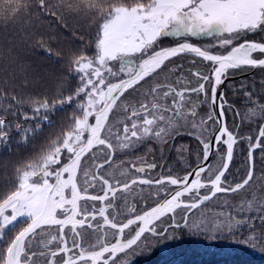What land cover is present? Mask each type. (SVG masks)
<instances>
[{"label":"snow or ice","instance_id":"6c2138e0","mask_svg":"<svg viewBox=\"0 0 264 264\" xmlns=\"http://www.w3.org/2000/svg\"><path fill=\"white\" fill-rule=\"evenodd\" d=\"M65 14H84L100 21L95 54L93 57L81 54L73 58L72 64L80 83L72 95L51 103L46 98L41 102L18 100L15 95L12 96L16 104L32 105L33 115L23 113V121L35 120L43 113V122L50 125L49 112L74 100L77 101V112L73 113V122L51 139L37 158L16 169L15 182L9 190L0 191V244L6 245L0 248V264H34L37 258L44 259L45 264H56L58 256H62L61 264H116L118 254L126 255L142 238L143 241H147L149 236L163 238L169 229L179 228L181 223L185 228L207 227L204 220L199 223L193 221L190 225L187 213L212 200L218 193L245 190L253 181V153L257 149L264 153V124L259 127L253 141L251 136H239L229 130L222 119L218 120L211 112L206 118L197 120L198 107L204 101L198 103L192 100L193 94L198 98L204 97L213 110L219 108V117L223 118L224 104H217V87L229 71L264 70V42L248 39L249 34L264 39V0H0V20H15L23 15L26 18L53 17L62 21ZM176 37L219 39L217 44L205 47L187 41L175 46H162L164 40ZM214 47L224 51L213 52L211 49ZM181 54L199 58L201 64L210 67L207 75L200 70L191 73L196 78L195 86L192 80H182L179 76L173 82H166L169 79L167 76L161 79L163 73L173 71L169 65L174 57ZM181 83L182 87L176 86ZM206 84L211 85L210 98ZM245 95L252 101L250 93ZM2 99L3 94H0ZM253 103L254 107L248 109L245 118L264 120V104ZM13 108L10 103L3 108V112L15 117L17 112ZM115 109L123 115L110 121V114ZM237 115H240L239 112ZM188 117H192L191 127L198 130L201 137L211 126L209 121L212 125L221 124L214 129V140L217 151L221 145L225 148L223 164L215 172L208 170L207 179H202L206 165L193 170L195 178L190 183L189 177L193 172L182 178H133L124 183L119 180L113 183L100 174L117 149L132 151L148 142L167 144L169 139L180 134L177 129L181 121L184 125L189 123ZM90 118H94V122H90ZM248 122L251 123V119ZM15 130L18 135L23 133L20 142L26 145L41 131V126L39 121L34 126L17 123ZM11 131L12 124L0 116V144H8ZM244 141H247L248 147L247 175L239 182L229 184L226 173L233 159L234 146ZM200 143L203 160L208 161L213 148L212 137L207 141L200 139ZM100 155L105 157L103 162H98ZM89 161L90 166L86 167ZM147 167L153 169L156 165L149 164ZM132 168L138 173L145 172L143 166L133 164ZM97 181L103 194H89V189L95 188ZM137 184H167L177 186V190L170 198L165 193L166 198L150 210L118 223L116 216H110L109 212L117 209L120 194L130 193ZM201 189H208V194L200 196ZM192 194L196 195V199H182ZM123 198L126 202V196ZM87 201L103 202V206L89 211ZM81 202H84L83 207ZM178 209L186 213L181 221L176 219ZM255 211L258 216H245L242 220L229 213L228 221L237 226L249 224L251 227L250 221L259 219L264 224V200ZM128 212L135 213L136 208L131 206ZM120 214L117 212V215ZM97 216L102 218L103 224L94 226L91 221ZM165 217L168 223L162 228ZM85 226L112 230L111 240L105 231L98 237L97 243L84 247L79 230ZM212 226L226 225L221 220L219 225L213 223ZM53 227L57 230L56 234L50 231ZM66 229L73 236L71 246ZM126 229L131 231L124 239ZM8 233L14 235L9 237ZM37 237L47 251L32 250ZM54 244L57 247L53 248ZM128 264L131 262L128 261Z\"/></svg>","mask_w":264,"mask_h":264},{"label":"trees","instance_id":"16d2710c","mask_svg":"<svg viewBox=\"0 0 264 264\" xmlns=\"http://www.w3.org/2000/svg\"><path fill=\"white\" fill-rule=\"evenodd\" d=\"M99 23V20L94 21L91 16L84 14H65L62 21H57L53 17L26 18L23 15L15 20H0V94H3V99L0 100V116L12 124L8 144L6 146L0 144V191L9 190L15 182L12 175L16 170L13 168L19 164H26L38 152V150L26 148L29 147L27 145L35 144V137L26 146L17 145L23 133L18 135L15 125L21 123L34 126L39 121L42 135L43 133L44 135L42 141L39 139L37 144L46 146L51 139H55L62 130L67 128L63 127L66 125L63 121L66 119L65 116L70 113L73 116V113L77 112L75 107L77 101L74 100L71 104H65L54 112H49L50 125L43 122V113H40L35 120L23 121V113L33 115L32 105L16 104L12 96L15 95L18 100L31 99L41 102L46 98L51 103L72 95L80 83L72 60L81 54L88 57L94 56ZM10 103L14 105L13 110L17 112L15 117L5 115L3 112V108ZM21 148L25 149L23 150L25 155L18 154ZM219 166L217 162L215 170ZM248 167V150L236 149L232 165L226 174L228 183L233 184L242 180L247 175ZM241 191L245 194L234 207L225 204L210 206L215 200L213 199L190 214L188 218L190 225L193 221L197 223L201 220L206 221L208 226L204 230L194 226L172 229L171 235H174V238L170 244H173V247L162 264L174 262L177 264H264L263 257L247 255L244 250V244L251 241V246L254 248L260 246V251L264 254V224L259 219L250 221L251 227L249 224L237 226L234 222L228 221L229 213L241 220L245 216L259 215L255 209L264 200V153L261 150L255 154L253 181ZM249 204H252L251 209ZM221 213H223L222 217ZM221 220L226 226H212L213 223L219 225ZM229 228L232 230L229 231ZM12 235L14 234L8 233L9 237ZM5 246L0 244V248ZM160 262L157 259L154 264H160Z\"/></svg>","mask_w":264,"mask_h":264},{"label":"flooded vegetation","instance_id":"af4514ba","mask_svg":"<svg viewBox=\"0 0 264 264\" xmlns=\"http://www.w3.org/2000/svg\"><path fill=\"white\" fill-rule=\"evenodd\" d=\"M215 39H219L217 37H209L207 40L203 38H194L190 39H182L176 42L175 40L172 45L177 44L179 42H191L197 46L205 47L209 45L217 44ZM249 40L264 42V39L258 38L255 34H249ZM215 40V41H214ZM171 41H165L166 43L164 47L171 46L169 43ZM242 42L238 41L237 43ZM213 52H223V49H219L218 47H214L211 49ZM193 60L196 62L193 63ZM172 72L166 71L162 74L161 79L163 80L165 76L169 79L166 82H173L177 79V77H181L182 80L190 79L193 81V86H195V77L191 76V73L195 70H200L204 74L210 73V67H206L201 64L199 58H194L193 56H179L175 59H172L171 64L169 65ZM223 96L221 97V103L224 104V112H225V124L229 128V130L234 133H238L239 136H251L253 141H255L256 136L258 135V130L261 124H264V120L258 119L255 117H246V113L249 108L254 107L255 101H258L260 104H264V70L261 69H247L244 71L241 70H230L227 77L223 80ZM177 87H182V83L176 85ZM206 88L209 90L208 96L210 98V84H206ZM245 93H250L252 97V101L248 100V97ZM193 102L204 101L200 103L198 107V116L197 120L201 117L206 118L207 114L210 112L218 119L217 108L213 110V107L210 103H208L204 97H197L196 94L192 95ZM187 108V105H186ZM239 112L240 115H237ZM122 116L123 113L119 111V109H115L111 114L109 120H115L116 116ZM248 119H251V123L248 122ZM189 123L187 125L183 124L181 121V126L177 129L179 131V135H176L174 139H169V142L164 145H159L155 142H148L146 144L141 145L140 147L135 148L132 151H121L117 149L115 154L112 157V160L109 164H106L104 169L100 171L101 175H105L106 178H110L111 182L115 183L116 180H119L121 183L129 182L133 178H145L156 180L161 177L172 176L175 178H182L189 172H192L198 166L201 165L203 161V151L202 144L200 143V139L208 140L209 137H213L214 129H218L219 123L212 125V122L209 121V125L207 133L201 137V134L198 130L193 129L191 127L192 117H188ZM94 121V118L91 119V122ZM87 135V134H85ZM200 137V139H198ZM115 143V141H113ZM235 151L238 148H244L248 150L247 141L242 143H238L234 146ZM183 149H187V151H183ZM260 149H257L254 152V165H255V154ZM96 151V150H94ZM105 151H108L105 149ZM225 154L224 146H220L219 150L214 151L211 157V163L208 170L212 172L217 171L223 164V157ZM91 155V154H89ZM235 157V153H234ZM233 157V159H234ZM87 159V158H86ZM105 157L100 155L98 162H103ZM220 164V166L215 170L216 165ZM233 162V161H232ZM249 162V160H248ZM90 161L87 166H90ZM135 164L137 167L143 166L145 168V172L138 173L132 168V165ZM155 164L156 167L153 169H148L147 165ZM232 165V164H231ZM230 169V168H229ZM203 175L202 179H207L209 175V171ZM95 171V169H93ZM227 174V173H226ZM81 179V183H82ZM177 190V186L172 185H134L131 192L128 194H120L121 199L117 201V209L110 210V216H116V220L118 223L126 222L127 218H131L134 215L142 214L144 211L150 210L157 203L163 201L166 198L165 193L168 194L167 198H170V195ZM89 194L91 195H102L103 193L100 190L99 182L97 181V186L95 188L89 189ZM208 194V189H201L199 195L203 196ZM126 196V202L123 197ZM185 201H192L196 199V195H186L182 198ZM81 206H84V202H81ZM103 206V202L99 201H87V208L91 211L92 208H99ZM134 206L136 208L135 213H129L128 208ZM117 212L122 213L117 215ZM194 212V211H193ZM191 214V213H190ZM188 215V218L190 216ZM186 213L183 209L177 210L176 219L177 221H181L182 217H185ZM165 225L161 226L166 227L168 223V218L165 217ZM93 225H102L103 220L99 216H97L96 220L91 221ZM174 229H180L183 226ZM135 228L136 226H132ZM172 229L168 230V233L163 238H153L151 236L148 237L147 241H157L160 242L163 239H166L169 232ZM52 234H56V228L53 227L51 230ZM67 238L69 240V245L71 246V242L73 236L71 232L66 229ZM82 237V243L84 247H88L89 245L97 243L98 237L102 236L105 231L109 233L108 239L111 240V231L110 229H89L85 226V228L79 230ZM131 230H125L124 239H127L130 235ZM148 235V234H146ZM77 240H80V237H76ZM40 237H37L33 241L32 250L33 251H47L39 244ZM147 241L138 242L137 246H134L132 250H128L127 254H118L116 258V264H128V261H133L136 258L137 250H140L141 244H146ZM150 241V242H151ZM143 246V248H144ZM53 248L57 247V245H52ZM62 256L56 257V264H61ZM34 264H45L44 259L37 258Z\"/></svg>","mask_w":264,"mask_h":264},{"label":"rangeland","instance_id":"374dc122","mask_svg":"<svg viewBox=\"0 0 264 264\" xmlns=\"http://www.w3.org/2000/svg\"><path fill=\"white\" fill-rule=\"evenodd\" d=\"M194 39V38H203V39H208L209 37H176V38H168L166 39L167 41H171L169 43H171L170 45H172L174 40L176 42H178L179 40H182V39ZM216 41L218 39H215ZM214 40V41H215ZM165 42V41H164ZM163 42V45L164 46L166 43ZM122 116H116L115 119H119L121 118ZM66 119H64L63 121L66 122V125H64L63 127L66 128L69 126L70 123H72V114H67L65 116ZM62 121V122H63ZM42 132L43 131H39L38 134L36 133L35 135V139H34V142L35 144L34 145H27L29 147H26L27 149H32V150H38L37 154H35V158L38 157V155L46 148V146H42V145H39L37 144L38 140L43 139V135H42ZM21 141V138L19 139V141L17 142V145L19 147H23V146H26L24 143L20 142ZM39 145V146H38ZM23 150H25L24 148H21L18 150V154L19 155H25V153H23ZM32 159V160H33ZM24 161V160H23ZM24 164H19L17 167L13 168L14 170H16L18 167L22 166ZM15 179V176H16V172L14 173V175H12ZM245 192L241 191V192H238V193H231V194H219L215 200L210 204V206H213V205H218V204H225L226 206H231V207H234L235 203L238 201V200H241V197L244 196ZM248 208V205L246 206V209ZM245 209V208H244ZM24 226V225H21V227ZM200 229H205V227L203 228H200ZM18 230V229H17ZM173 231L169 232L168 236L166 239H163L161 240L160 242H153V241H147L146 244H147V247L144 246V244H141V248H139L140 250H137L136 252V258L131 261V264H154L155 261L157 259H159L161 262L160 264H162L163 261H165L167 259V257L169 256V252L171 251V248L173 247V244H170L171 243V240L174 238V235H171ZM10 234H14V233H10ZM251 241L248 242L247 244L245 243L244 244V250H245V254L247 255H250V256H254V257H263L264 258V254L260 251L261 247L260 246H256L255 248L251 246ZM144 246V248H143ZM254 246V245H253ZM152 258V261H151V258ZM171 258V257H169ZM168 258V259H169ZM154 260V261H153ZM173 264H177V262H174Z\"/></svg>","mask_w":264,"mask_h":264},{"label":"water","instance_id":"95a60500","mask_svg":"<svg viewBox=\"0 0 264 264\" xmlns=\"http://www.w3.org/2000/svg\"><path fill=\"white\" fill-rule=\"evenodd\" d=\"M182 43V42H181ZM191 43V42H190ZM176 45V44H175ZM175 45H171V46H175ZM184 55H187V56H192V55H189V54H181L180 56H184ZM179 57V56H178ZM176 57H174L173 59H175ZM223 96V84H221V85H219L218 87H217V98H218V100H217V104L219 105L220 103H221V97ZM217 115H218V120H221L222 119V121H223V123L225 124V117L223 116V118H220L219 117V108L217 107ZM110 116H111V114H110ZM110 118V117H109ZM91 119L92 118H90V122H91ZM94 122V121H93ZM221 126V124L219 123V127ZM218 127V128H219ZM212 144H213V148H212V151H211V153H210V155H209V159H208V161H202V163H201V165L200 166H207V169H206V171H205V173L207 172V170H208V168H209V166H210V163H211V157H212V155H213V153H214V151L216 150V145H215V140H214V135H213V137H212ZM234 152H235V147H234ZM234 152H233V157H234ZM232 161H233V159H232ZM232 161L229 163V168H230V166H231V164H232ZM252 164L254 165V153H253V158H252ZM197 169V168H196ZM193 172V175L192 176H190L189 177V183L191 182V180L192 179H194L195 178V175H194V171H192ZM205 173H202V177H203V175L205 174ZM218 194H220V193H218ZM217 194V195H218ZM229 194H231V193H229ZM214 198V197H213ZM212 198V199H213ZM211 201V200H210ZM210 201H206V202H204V204H202L200 207H202V206H204L205 204H207V203H209ZM199 207V208H200ZM196 209H194V210H192L191 212H193V211H195ZM191 212H188L187 213V218H188V215L191 213Z\"/></svg>","mask_w":264,"mask_h":264}]
</instances>
